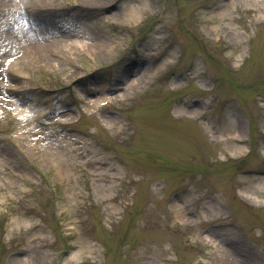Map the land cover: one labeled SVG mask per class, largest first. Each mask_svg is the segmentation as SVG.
I'll list each match as a JSON object with an SVG mask.
<instances>
[{"label":"rangeland","instance_id":"374dc122","mask_svg":"<svg viewBox=\"0 0 264 264\" xmlns=\"http://www.w3.org/2000/svg\"><path fill=\"white\" fill-rule=\"evenodd\" d=\"M89 5L0 0V264H264V0Z\"/></svg>","mask_w":264,"mask_h":264},{"label":"bare ground","instance_id":"6f19581e","mask_svg":"<svg viewBox=\"0 0 264 264\" xmlns=\"http://www.w3.org/2000/svg\"><path fill=\"white\" fill-rule=\"evenodd\" d=\"M82 1L89 3L90 4L89 6L93 7L94 9L99 7L97 3H99L100 0H82ZM33 38H29L27 40L28 45L30 46L29 48H31V50L36 51L38 54H44L45 50L50 48V45L47 43V40L36 42ZM55 46L57 48H61L62 50H65L64 48L72 49V48L84 47L83 44L80 45L78 43H67L65 41L56 42ZM192 111L193 110L189 109L188 107L186 109H183V112L186 113H193ZM18 113L21 114V112Z\"/></svg>","mask_w":264,"mask_h":264}]
</instances>
